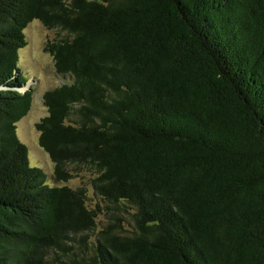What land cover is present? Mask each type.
Segmentation results:
<instances>
[{
	"label": "trees",
	"instance_id": "trees-1",
	"mask_svg": "<svg viewBox=\"0 0 264 264\" xmlns=\"http://www.w3.org/2000/svg\"><path fill=\"white\" fill-rule=\"evenodd\" d=\"M33 21L67 82L17 124ZM131 217L130 234L123 217ZM0 264H264V0H0Z\"/></svg>",
	"mask_w": 264,
	"mask_h": 264
},
{
	"label": "rangeland",
	"instance_id": "rangeland-1",
	"mask_svg": "<svg viewBox=\"0 0 264 264\" xmlns=\"http://www.w3.org/2000/svg\"><path fill=\"white\" fill-rule=\"evenodd\" d=\"M27 46L19 51L18 67L23 70L27 78V86L33 88V103L30 112L18 124V137L28 147L29 159L33 167L41 168L50 177V184L53 186H68L72 189L86 187L90 198V205L95 208L100 206L102 212L98 216V229L101 230L110 221L112 207L103 202L94 192L91 180L95 174L86 167L74 174L75 177L67 182H57L54 178V164L49 155L39 145V132L36 124L47 116V108L43 102V95L46 91L54 89L67 80L58 75L55 71L53 57L45 51L46 44L61 38L57 29H47L40 21H33L25 30ZM20 93L25 92L23 88L18 89ZM123 217V227L130 234L132 231L129 215L120 214Z\"/></svg>",
	"mask_w": 264,
	"mask_h": 264
},
{
	"label": "water",
	"instance_id": "water-1",
	"mask_svg": "<svg viewBox=\"0 0 264 264\" xmlns=\"http://www.w3.org/2000/svg\"><path fill=\"white\" fill-rule=\"evenodd\" d=\"M28 89H30V87L26 86L25 90H28Z\"/></svg>",
	"mask_w": 264,
	"mask_h": 264
},
{
	"label": "clouds",
	"instance_id": "clouds-1",
	"mask_svg": "<svg viewBox=\"0 0 264 264\" xmlns=\"http://www.w3.org/2000/svg\"><path fill=\"white\" fill-rule=\"evenodd\" d=\"M26 88V86L24 87V89ZM31 89V88H30Z\"/></svg>",
	"mask_w": 264,
	"mask_h": 264
}]
</instances>
